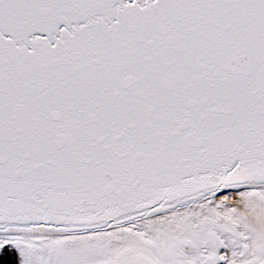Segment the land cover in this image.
Segmentation results:
<instances>
[{"label":"snow or ice","instance_id":"1","mask_svg":"<svg viewBox=\"0 0 264 264\" xmlns=\"http://www.w3.org/2000/svg\"><path fill=\"white\" fill-rule=\"evenodd\" d=\"M0 264H264V0H0Z\"/></svg>","mask_w":264,"mask_h":264}]
</instances>
